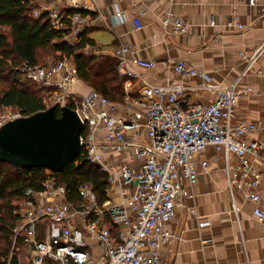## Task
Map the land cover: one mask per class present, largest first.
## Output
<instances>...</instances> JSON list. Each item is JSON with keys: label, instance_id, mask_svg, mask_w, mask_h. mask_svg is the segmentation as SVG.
Here are the masks:
<instances>
[{"label": "built area", "instance_id": "obj_1", "mask_svg": "<svg viewBox=\"0 0 264 264\" xmlns=\"http://www.w3.org/2000/svg\"><path fill=\"white\" fill-rule=\"evenodd\" d=\"M58 1V6L49 8L57 27L62 24L63 6L90 9L95 0ZM40 12L35 10L36 15ZM261 12L264 15V4ZM87 19V15H74L65 39L78 42ZM115 19L123 20L121 10H116ZM135 22L142 28L140 16ZM162 23L176 34L190 35L188 21L171 10L163 14ZM227 26L245 29L236 16ZM135 51L131 44H122L113 54L118 72L125 78L121 102L111 101L94 89L86 94L73 90L80 77L70 59L46 66L23 63V76L49 89L45 109L69 106L76 111L83 124L82 154L107 174L109 188L104 202L91 182L81 183L75 196L56 173L46 169L41 188H25L20 219L13 227V249L20 264H163V246L179 238L166 223L184 205L183 195L194 196L199 177L196 161L208 146L224 152L233 211L240 212L235 196L238 191L253 205L254 217L264 220V197L259 190L264 177V139L251 136L261 126L238 119L235 109L244 95L264 94V88L242 86L238 81L212 83L207 73L186 60L162 61L179 75L204 78L199 86L215 95L211 102H190L185 96L189 85L171 78L157 84L137 72L133 66L153 68L158 62L139 58ZM240 55L246 63L243 77L264 58V40L251 54L242 51ZM135 80L142 83L138 95ZM23 116L27 115L19 109L4 108L0 129ZM209 166L207 160L201 161L202 169ZM107 220L119 227L116 233ZM96 249L101 251L98 255Z\"/></svg>", "mask_w": 264, "mask_h": 264}, {"label": "crops", "instance_id": "obj_2", "mask_svg": "<svg viewBox=\"0 0 264 264\" xmlns=\"http://www.w3.org/2000/svg\"><path fill=\"white\" fill-rule=\"evenodd\" d=\"M51 5L60 4L51 0ZM88 14L86 27L95 44L87 47L95 55L114 57L122 44H131L135 55L158 62L156 67H135L153 83L163 84L168 78L190 86L185 96L190 102H211L215 95L199 85L206 80L199 76L185 77L164 60H186L207 73L209 81L225 84L238 81L239 85L264 88V58L259 59L251 72L241 76L244 51L264 40V0H95ZM122 11L123 20L117 22L115 12ZM171 10L190 24V35L176 34L171 26L162 23L163 14ZM140 16L142 28H137L135 17ZM236 16L245 29H231L228 21ZM130 58H132L130 56ZM208 77V78H209ZM91 87L83 80L73 90L86 94ZM135 95L142 90L141 81H134ZM187 106L186 103L183 104ZM238 119L256 121L259 130L251 136L264 139V94L244 95L236 104ZM209 162V169L201 161ZM199 170L194 196H182L183 206L166 223L179 238L163 246V264H264V220L254 217L253 205L244 201L236 191L240 212L233 211L228 189L224 152L208 146L196 161ZM186 188L188 182L184 180ZM264 197V177L259 188ZM201 222H207L201 225ZM101 251L96 249L98 255Z\"/></svg>", "mask_w": 264, "mask_h": 264}, {"label": "trees", "instance_id": "obj_3", "mask_svg": "<svg viewBox=\"0 0 264 264\" xmlns=\"http://www.w3.org/2000/svg\"><path fill=\"white\" fill-rule=\"evenodd\" d=\"M47 1L51 0H0V109L12 107L25 115H32L46 108L48 87L24 77L21 71L25 61L49 65L43 64L45 52L54 53L57 61L70 59L76 64L80 79L91 89L111 101L121 102L125 78L118 72V60L84 51L95 44L88 35V28L81 31L80 40L76 43H71L69 37L65 39L70 34L74 15L95 14L84 8L63 6L62 24L57 27L52 23L51 7L45 5ZM37 9H41L39 15L35 14ZM57 115H61L59 108ZM56 175L75 196L74 191L81 183L91 182L101 202L108 197L107 174L88 161L82 150L69 166ZM46 176L43 167L18 168L0 161V264H20L13 249V227L20 219L25 188H41ZM107 224L115 233L119 230L110 220Z\"/></svg>", "mask_w": 264, "mask_h": 264}, {"label": "water", "instance_id": "obj_4", "mask_svg": "<svg viewBox=\"0 0 264 264\" xmlns=\"http://www.w3.org/2000/svg\"><path fill=\"white\" fill-rule=\"evenodd\" d=\"M83 124L69 106H50L11 120L0 129V161L18 168L43 167L54 173L69 166L81 152Z\"/></svg>", "mask_w": 264, "mask_h": 264}, {"label": "rangeland", "instance_id": "obj_5", "mask_svg": "<svg viewBox=\"0 0 264 264\" xmlns=\"http://www.w3.org/2000/svg\"><path fill=\"white\" fill-rule=\"evenodd\" d=\"M45 4V3H44ZM51 5V1H47L45 5ZM85 52H88V53H91V51H89L88 49L87 50H84ZM54 61H57L55 58H54V53H49V52H45V56H44V62L43 64H47V63H51V62H54ZM4 110L3 109H0V111ZM22 257L24 259V253L22 254Z\"/></svg>", "mask_w": 264, "mask_h": 264}]
</instances>
